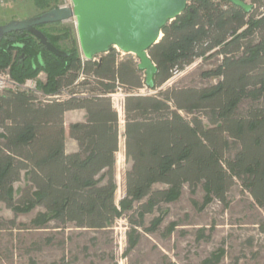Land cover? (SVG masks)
<instances>
[{"label": "trees", "instance_id": "trees-1", "mask_svg": "<svg viewBox=\"0 0 264 264\" xmlns=\"http://www.w3.org/2000/svg\"><path fill=\"white\" fill-rule=\"evenodd\" d=\"M57 1L32 3L42 13L57 8ZM247 4L249 10L228 0H186L148 49L156 67L153 88H147L135 54L113 47L84 59L67 28L38 26L65 56L49 52L25 30L6 34L0 40V71L19 83L44 73L39 89L60 96L0 92V202L15 213L42 206L44 211L30 220L34 228L56 221L103 229L126 215L132 228L125 252L136 244L145 215L162 202L177 200L185 185L191 192L202 185L205 204L212 198L226 204V194L238 180L264 209V0ZM213 58L217 63L199 76L215 83L159 89L174 71L195 59ZM142 88L155 92L141 94ZM117 91L123 93L128 165L118 204L121 117L112 100ZM75 109H83L86 118L71 122L66 131L63 115ZM66 133L76 151H66ZM22 172L26 186L22 201L16 202L13 183ZM156 184L162 186L154 188ZM164 215L161 211L144 229L156 230ZM219 257L206 262L215 264Z\"/></svg>", "mask_w": 264, "mask_h": 264}, {"label": "rangeland", "instance_id": "rangeland-1", "mask_svg": "<svg viewBox=\"0 0 264 264\" xmlns=\"http://www.w3.org/2000/svg\"><path fill=\"white\" fill-rule=\"evenodd\" d=\"M57 5L69 7L72 2L58 0ZM39 13L32 0H13L0 6V25ZM61 28L70 30L69 37H75L78 44L75 18L45 26L46 30ZM64 45L68 43L64 42ZM216 63V58L207 61L195 59L159 89L172 85L203 87L213 84L215 79H202L199 73ZM44 76V73H39L35 78L38 89ZM154 92L146 88L139 90L141 94ZM112 100L121 117L116 153L115 203L118 204L124 195V172L128 167L124 159L122 91L113 94ZM71 142L66 133V151ZM25 186L22 172L20 180L13 183L16 202L22 201ZM161 186L156 184L154 188ZM204 195L202 185H197L194 192L185 185L177 200L160 203L145 215L144 228L149 227L151 220L161 211H165L162 223L151 232L138 228L137 242L127 252L132 226L126 215L117 217L103 229L81 228L71 222L60 224L56 221H50L44 228H34L30 220L44 211L42 206L29 213H15L0 202V264H213L210 262L217 254L220 257L215 264H264V209L254 203L238 180L229 188L226 204L215 198L205 204ZM172 223L175 226L168 232ZM207 260L211 261L208 263Z\"/></svg>", "mask_w": 264, "mask_h": 264}, {"label": "water", "instance_id": "water-1", "mask_svg": "<svg viewBox=\"0 0 264 264\" xmlns=\"http://www.w3.org/2000/svg\"><path fill=\"white\" fill-rule=\"evenodd\" d=\"M249 10L242 0H228ZM72 5L57 7L26 19H13L0 25V40L13 31H27L56 56L66 52L50 43L38 28L75 18L79 49L84 59L117 48L135 54L138 68L145 72L147 88H153L155 64L148 49L162 36L161 28L176 18L186 0H71Z\"/></svg>", "mask_w": 264, "mask_h": 264}, {"label": "built area", "instance_id": "built-area-1", "mask_svg": "<svg viewBox=\"0 0 264 264\" xmlns=\"http://www.w3.org/2000/svg\"><path fill=\"white\" fill-rule=\"evenodd\" d=\"M12 1L13 0H0V6H4ZM177 72L179 71H174V74H176ZM5 90H12V91L23 90V91L32 92L40 99L58 98L60 96L57 94H53V95L44 94L40 89L37 88L36 79H26L24 82L19 83L15 81L7 71H3V72L0 71V92ZM62 93L66 94L65 90H62Z\"/></svg>", "mask_w": 264, "mask_h": 264}, {"label": "crops", "instance_id": "crops-1", "mask_svg": "<svg viewBox=\"0 0 264 264\" xmlns=\"http://www.w3.org/2000/svg\"><path fill=\"white\" fill-rule=\"evenodd\" d=\"M44 79H45V76H44ZM85 118H86V113L83 109H75V110L66 111L63 115L65 130L66 131L68 130V125L71 122L84 121ZM71 141L72 142L67 152H73L77 150L76 142L73 139H71Z\"/></svg>", "mask_w": 264, "mask_h": 264}]
</instances>
